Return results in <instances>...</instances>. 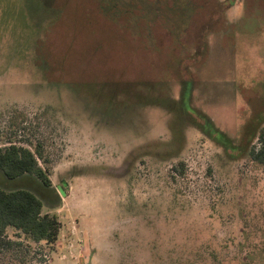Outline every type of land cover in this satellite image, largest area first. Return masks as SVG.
<instances>
[{
    "label": "rangeland",
    "instance_id": "obj_1",
    "mask_svg": "<svg viewBox=\"0 0 264 264\" xmlns=\"http://www.w3.org/2000/svg\"><path fill=\"white\" fill-rule=\"evenodd\" d=\"M183 97L231 149L259 133L264 0H0V143L43 144L59 195L43 212L61 225L54 246L0 247V264L264 254V167L232 158ZM0 185L53 194L1 171Z\"/></svg>",
    "mask_w": 264,
    "mask_h": 264
},
{
    "label": "trees",
    "instance_id": "obj_2",
    "mask_svg": "<svg viewBox=\"0 0 264 264\" xmlns=\"http://www.w3.org/2000/svg\"><path fill=\"white\" fill-rule=\"evenodd\" d=\"M189 102V98L183 97L181 110L194 117L197 126L204 133L209 134L214 140L221 141V144H226L227 153L232 158L246 154L253 163L264 167V127L259 130V133L258 129L252 127L249 133L244 134L243 146L231 149L230 141L208 122L207 117L195 116V113L188 109ZM256 133H258V143L251 145ZM247 145H250L248 149ZM42 163L47 164L48 159L45 156L44 146L40 142L33 143L30 139L16 141L13 138H7L5 142L0 143V171L6 179L14 182L33 180L53 193L52 197L47 198L45 195L42 197L35 194L24 186L9 188L10 185L9 187L0 185V247L4 250L16 249L22 245V239L27 243L48 246H54L58 241L60 221L56 215L44 213L43 209L46 203L57 201L59 195L52 186L48 169ZM179 167L180 175H185V163L180 162ZM245 241H249V237L245 236ZM259 249L249 251L240 263L259 264L264 258L262 250L259 252Z\"/></svg>",
    "mask_w": 264,
    "mask_h": 264
}]
</instances>
